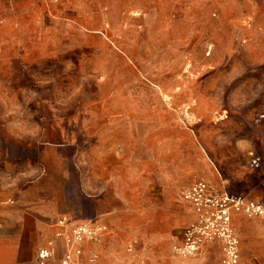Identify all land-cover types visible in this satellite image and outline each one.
Instances as JSON below:
<instances>
[{"label":"rangeland","instance_id":"374dc122","mask_svg":"<svg viewBox=\"0 0 264 264\" xmlns=\"http://www.w3.org/2000/svg\"><path fill=\"white\" fill-rule=\"evenodd\" d=\"M0 38L19 54L0 62L2 97L58 116L46 161L104 175L110 198L141 193L126 264H223L217 201L199 214L185 195L203 181L264 202V0H0ZM230 204L239 264H264V216ZM192 224L203 245L181 257Z\"/></svg>","mask_w":264,"mask_h":264},{"label":"crops","instance_id":"0c3cea01","mask_svg":"<svg viewBox=\"0 0 264 264\" xmlns=\"http://www.w3.org/2000/svg\"><path fill=\"white\" fill-rule=\"evenodd\" d=\"M1 41L3 38L0 56L6 59L0 62L12 61L9 58L12 55L19 56ZM2 96L0 264H41L38 254L44 248L54 250V256L44 264H63L65 238L71 236L78 224L102 225L108 232L98 242L87 241L82 256L67 264H91L92 256L97 257L95 264H126L123 232L129 230L127 221L140 215L141 193L134 192L133 200L119 192L110 198L104 175L94 174L95 170L80 167L72 172L58 170L55 162L51 164L45 159L46 135L59 134L47 131L45 120L58 118L57 114L46 115V101L40 96L25 100L16 95ZM3 107L6 110H1ZM8 107L13 110L8 111ZM29 121H34L33 126ZM61 218L69 224L58 225ZM149 262L158 263V259Z\"/></svg>","mask_w":264,"mask_h":264},{"label":"built area","instance_id":"2783aa9c","mask_svg":"<svg viewBox=\"0 0 264 264\" xmlns=\"http://www.w3.org/2000/svg\"><path fill=\"white\" fill-rule=\"evenodd\" d=\"M252 163L258 167L260 164V158H253ZM207 184L203 181L197 182L193 185L190 192L185 195V198L191 200L197 207V211L205 213L206 205L215 204L217 211V217L220 223H223V227L217 229V239L223 242L224 257L223 264H239V241L235 232L229 227L230 222V210L228 205L232 203L234 209L237 211H243L250 216L261 215L264 216V202L247 201L243 197L225 196L224 201H218V199H211L206 195ZM215 200V201H214ZM229 203V204H228ZM208 213V212H207ZM223 220L225 222H223ZM69 224V221L65 218H61L58 221V225L65 227ZM201 226L198 224H192L185 229L184 242L182 246L177 249L178 255L185 258H193L200 252L204 236L201 235ZM108 232V228L102 225L88 226L85 224H78L73 227L71 236L65 238L67 249L64 256L63 264H67L73 261L76 257L82 256L84 252V244L87 241L98 242L102 239V236ZM214 237H211V240ZM52 246V245H51ZM54 256V250L50 248H44L39 251L38 259L41 264ZM91 264H95L94 260L96 256H92Z\"/></svg>","mask_w":264,"mask_h":264}]
</instances>
